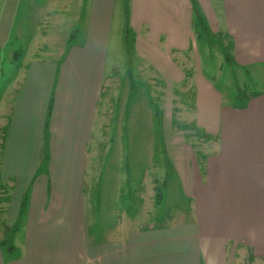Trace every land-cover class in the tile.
I'll list each match as a JSON object with an SVG mask.
<instances>
[{
    "label": "crops",
    "instance_id": "1",
    "mask_svg": "<svg viewBox=\"0 0 264 264\" xmlns=\"http://www.w3.org/2000/svg\"><path fill=\"white\" fill-rule=\"evenodd\" d=\"M83 1L79 31L59 42L56 32H35L19 57L7 48L21 35L10 31L21 0H0V64L7 63L0 91V264H264V0H218L217 12L208 0H194L210 33L214 21L228 41L222 39L225 64L259 76V89L243 97L200 72L187 76L175 57L192 47L190 0H128L131 61L147 65L170 90L190 83L198 136L192 142L185 129L160 118L159 161L152 151L138 191L143 225L125 214L122 227L110 232H92L85 183L115 0ZM31 2L38 14H57L56 0L43 11L41 2ZM169 179L186 210L151 220Z\"/></svg>",
    "mask_w": 264,
    "mask_h": 264
},
{
    "label": "rangeland",
    "instance_id": "2",
    "mask_svg": "<svg viewBox=\"0 0 264 264\" xmlns=\"http://www.w3.org/2000/svg\"><path fill=\"white\" fill-rule=\"evenodd\" d=\"M34 1L41 2V11L48 2ZM208 2L215 12L220 9L218 0ZM82 7L83 0H56L57 14L48 16L38 14V9L32 6L31 0H21L18 14L12 16L10 24L12 34L21 30V35L16 40L12 36L7 49L9 46L14 47V51L22 57L30 46L34 33H43L45 28L56 32L58 42L67 40L81 27ZM3 10L0 6V20ZM127 22L128 0H115L106 59V77L95 108L88 150L85 194L90 200V209L92 208L95 216L92 219V232H98L99 227L100 231L105 232H110L114 226L121 228L125 214H132L136 219L135 224L143 225L138 191L150 171L148 158L152 151L156 155L154 162L159 161L157 151L161 139L160 118L165 123L172 122L174 129H185L192 142H195V136H198L192 123L194 89L187 81L186 85L174 86L170 90V86L165 88L153 71L141 61L132 62L131 57L128 64L125 48L131 47L133 36ZM37 25L40 27L39 32L36 31ZM211 32L214 36L203 40L200 28L194 24L191 26L192 47L182 56L175 55L183 65L184 73L191 76L200 72L217 88H224L223 85H226L229 92L238 93L240 97L258 90L260 79L256 73L241 69L234 72L225 64L222 39L226 44L228 41L223 38L224 34L218 31L214 21L211 23ZM3 54L4 52L0 57ZM6 64H0V71L3 73L0 76V91L7 83ZM14 66L11 67L13 72ZM225 90L227 92L226 88ZM2 133L0 127V140ZM162 193L161 204L155 207L151 220L154 217L158 222L165 220L167 216L169 219L175 218L186 210L187 204L179 194L174 179L166 182ZM119 197L120 203L114 206V198ZM129 204L132 205L130 211L126 210ZM103 215L105 218L101 219Z\"/></svg>",
    "mask_w": 264,
    "mask_h": 264
},
{
    "label": "trees",
    "instance_id": "3",
    "mask_svg": "<svg viewBox=\"0 0 264 264\" xmlns=\"http://www.w3.org/2000/svg\"><path fill=\"white\" fill-rule=\"evenodd\" d=\"M191 4H192V10H193V13H192V25H197L200 30H201V33H202V39L203 40H206L212 36H214L213 34L210 33L209 29H208V26L206 24V21H205V18L204 16L201 14V12L199 11L198 7L196 6V3L194 2V0H190ZM207 42V41H206ZM223 48V52H224V59L226 62H229L230 60V57L227 53V49L222 46ZM131 53H132V45L131 47H126L125 48V54L127 56V59H128V64L130 63V59H131ZM131 66V64H130ZM131 69V67H129L128 71ZM130 72V71H129ZM254 94V93H253ZM256 95V93L254 94ZM162 188H159L157 190V194H156V201H159V198H160V191H161ZM5 242H2L0 245H4Z\"/></svg>",
    "mask_w": 264,
    "mask_h": 264
}]
</instances>
